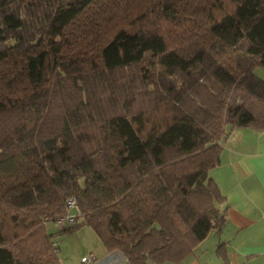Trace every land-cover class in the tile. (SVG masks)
Instances as JSON below:
<instances>
[{"label":"trees","instance_id":"obj_1","mask_svg":"<svg viewBox=\"0 0 264 264\" xmlns=\"http://www.w3.org/2000/svg\"><path fill=\"white\" fill-rule=\"evenodd\" d=\"M256 66L264 0H0V264L56 263L42 221L70 196L58 234L87 224L127 264H186L225 220L222 139L264 130Z\"/></svg>","mask_w":264,"mask_h":264},{"label":"crops","instance_id":"obj_2","mask_svg":"<svg viewBox=\"0 0 264 264\" xmlns=\"http://www.w3.org/2000/svg\"><path fill=\"white\" fill-rule=\"evenodd\" d=\"M208 175L223 197L218 206L225 220L196 248L205 255L210 247L211 255L222 264H264V130L232 128L222 139L219 163ZM213 257L203 264L213 262ZM109 259L106 256L95 264Z\"/></svg>","mask_w":264,"mask_h":264},{"label":"rangeland","instance_id":"obj_3","mask_svg":"<svg viewBox=\"0 0 264 264\" xmlns=\"http://www.w3.org/2000/svg\"><path fill=\"white\" fill-rule=\"evenodd\" d=\"M151 20H156L160 22L161 31L164 32V35L167 38V41L171 47L179 46L181 44L182 39L180 40L179 37L174 36L171 27L167 23H164L163 20H158L152 17ZM183 38V36H182ZM254 72L259 76H264V66H256L254 68ZM140 86V85H138ZM152 89L154 88L151 87ZM143 93V90L140 91ZM142 96V95H141ZM140 99H137L136 102H140ZM138 106L139 103H137ZM135 108V107H134ZM142 107L135 108L141 109ZM146 108V107H145ZM154 109L148 106V110L145 112L146 116L150 113H153ZM157 115L162 114V111H156ZM65 211L56 217L48 218L44 217L42 223L46 225V229L48 232L55 234L53 237L54 245H55V252L57 255V261L53 264H80V258L82 255H89L92 253L96 257V261L98 262L100 259L105 258L106 256H110V259L107 261L106 264H114L120 262L121 264H127V261L124 257L118 252H108L103 244L101 243L99 237L95 233V231L87 224H79L76 225L72 230L65 231L60 234L59 230L67 227L68 223L59 226L54 222L57 218L61 217V215L65 214ZM71 213L73 210H70ZM81 219L79 218V221ZM208 242V241H207ZM208 244V243H207ZM208 248V247H207ZM202 250L198 247L194 249L184 260L186 264H203L205 260L209 261L214 255L210 253V247L207 250V253L203 255ZM211 261V260H210ZM164 264H173L172 262H165ZM208 264H222L220 259L213 257V262Z\"/></svg>","mask_w":264,"mask_h":264},{"label":"built area","instance_id":"obj_4","mask_svg":"<svg viewBox=\"0 0 264 264\" xmlns=\"http://www.w3.org/2000/svg\"><path fill=\"white\" fill-rule=\"evenodd\" d=\"M66 207H67V211L65 212V214L61 215V217L54 220L53 223L59 226H62L63 224H66L73 220V218L75 217V214L70 213L69 210L71 208H74L77 211L78 209L75 197L70 196L69 198H67ZM95 261H96V257L92 253H90L89 255H83L80 258V264H95L96 263ZM119 264L121 263L119 262Z\"/></svg>","mask_w":264,"mask_h":264}]
</instances>
